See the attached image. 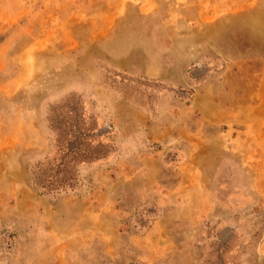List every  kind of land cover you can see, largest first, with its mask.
Wrapping results in <instances>:
<instances>
[{
  "label": "rangeland",
  "instance_id": "rangeland-1",
  "mask_svg": "<svg viewBox=\"0 0 264 264\" xmlns=\"http://www.w3.org/2000/svg\"><path fill=\"white\" fill-rule=\"evenodd\" d=\"M0 264H264V0H0Z\"/></svg>",
  "mask_w": 264,
  "mask_h": 264
},
{
  "label": "trees",
  "instance_id": "trees-1",
  "mask_svg": "<svg viewBox=\"0 0 264 264\" xmlns=\"http://www.w3.org/2000/svg\"><path fill=\"white\" fill-rule=\"evenodd\" d=\"M77 135H82V133H78ZM83 137V136H82ZM69 148L66 149L68 151ZM77 150V148H72L68 152H65L63 158L59 160H48L46 166L42 168V172L39 173V176L42 177V183L46 189L53 190L63 185H68L72 180V176L70 174L69 168L66 166L69 161V155L73 154ZM85 156V154H82ZM83 161L84 159H80Z\"/></svg>",
  "mask_w": 264,
  "mask_h": 264
}]
</instances>
